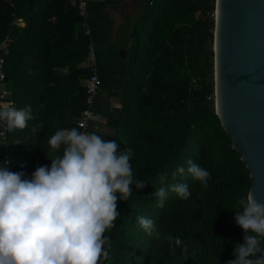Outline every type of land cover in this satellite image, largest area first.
<instances>
[{"label":"trees","instance_id":"trees-1","mask_svg":"<svg viewBox=\"0 0 264 264\" xmlns=\"http://www.w3.org/2000/svg\"><path fill=\"white\" fill-rule=\"evenodd\" d=\"M86 2L89 35L80 30L78 0H0V43L10 39L0 106H30L33 117L23 130L0 124V163L7 156L10 171L30 178L37 167H50L48 157L62 154L48 140L59 129L77 128L88 107L91 72L82 63L92 46L101 83L91 110L106 121L92 122L86 132L131 147L134 179L145 183L131 185L129 200L118 199L103 264H227L243 244L234 216L251 179L214 111L215 0H139L128 47L96 45L111 25L103 11L110 1ZM18 18L24 27L14 24ZM112 98L118 107H111ZM189 158L209 171L207 186L187 174L173 179ZM180 182L187 183L190 197L168 190L161 207L153 193ZM140 216L153 221L151 235L138 223ZM166 235L180 238L181 245Z\"/></svg>","mask_w":264,"mask_h":264},{"label":"clouds","instance_id":"clouds-1","mask_svg":"<svg viewBox=\"0 0 264 264\" xmlns=\"http://www.w3.org/2000/svg\"><path fill=\"white\" fill-rule=\"evenodd\" d=\"M32 118L30 106H0V124L9 131L25 129ZM48 144L62 154L47 156L50 167H37L30 178L10 171L9 161L0 163V264H103L111 248L105 233L119 216L118 199L129 200L133 183L145 186L133 176V149L76 127L57 130ZM185 163L176 167L173 179L187 174L207 186L209 171L190 158ZM159 179L163 183L167 174ZM168 190L184 200L191 195L187 183L160 187L153 194L161 207ZM239 205L234 220L244 231L243 244L234 247L235 259L227 264H264V204L249 193ZM137 219L151 235L153 221ZM164 238L182 243L178 237Z\"/></svg>","mask_w":264,"mask_h":264},{"label":"water","instance_id":"water-1","mask_svg":"<svg viewBox=\"0 0 264 264\" xmlns=\"http://www.w3.org/2000/svg\"><path fill=\"white\" fill-rule=\"evenodd\" d=\"M212 51L215 115L264 204V0H215Z\"/></svg>","mask_w":264,"mask_h":264},{"label":"crops","instance_id":"crops-1","mask_svg":"<svg viewBox=\"0 0 264 264\" xmlns=\"http://www.w3.org/2000/svg\"><path fill=\"white\" fill-rule=\"evenodd\" d=\"M95 1L101 2L102 0H95ZM108 1L110 2L104 5L103 11L107 15V19L111 21V25L106 29H104L102 33H100L96 45L98 46L126 45L128 47L131 43V33H132L133 25L136 22L137 16L140 14V10H141L140 2L139 0H108ZM14 24H16V26L20 28L25 26L24 21L20 18H18ZM78 30L79 29L77 27L76 31ZM80 30H82V28ZM120 52H123L125 56L127 54L126 49H123ZM110 102H111V107L113 108L118 107V103L116 99L112 98ZM105 121H106L105 118H102L101 121L99 122L100 125H104Z\"/></svg>","mask_w":264,"mask_h":264},{"label":"built area","instance_id":"built-area-1","mask_svg":"<svg viewBox=\"0 0 264 264\" xmlns=\"http://www.w3.org/2000/svg\"><path fill=\"white\" fill-rule=\"evenodd\" d=\"M78 10L80 16L83 18V22L81 24L82 31L85 35H89V28L86 23V17H87V2L86 0H78ZM9 37H5L2 42L0 43V100L4 98V94L1 92L2 83L5 81L6 76L5 73L2 70L3 63H4V56L7 54V46L9 44ZM86 65V67L89 68L91 72V76L88 79L86 83V104L87 108L84 109L81 112V115L79 119L76 121V126L78 130L80 131H86L89 127V125L92 122H100L101 117L97 115L96 113L91 110V106L93 105L94 98L96 97L99 87H100V78L97 74V65H96V59L94 55L93 47H89V52L87 56L85 57L84 62L82 65ZM5 160L8 161L7 156L5 157Z\"/></svg>","mask_w":264,"mask_h":264}]
</instances>
